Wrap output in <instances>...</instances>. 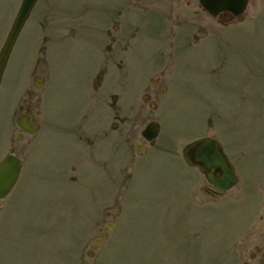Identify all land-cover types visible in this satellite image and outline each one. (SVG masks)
<instances>
[{
	"label": "rangeland",
	"instance_id": "rangeland-1",
	"mask_svg": "<svg viewBox=\"0 0 264 264\" xmlns=\"http://www.w3.org/2000/svg\"><path fill=\"white\" fill-rule=\"evenodd\" d=\"M21 1L0 0V50ZM118 1L39 0L17 40L0 86V160L14 148L23 167L17 186L0 201V264H264V0H251L248 17L230 28L228 57L213 65L217 75L204 71L210 56L203 43L211 42V22L222 24L199 0L188 6L156 0L159 13L173 19L164 24L166 43L142 34L143 20L133 21L129 79H144L150 88L159 74L148 73V54L157 44L162 50L177 42L171 28L186 40L175 47L176 60L167 67L172 74L166 70L161 79L166 94L155 110H137L145 117L138 121L128 115L129 148L136 151L141 130L155 120L163 149L130 163V174H109L127 160L124 148L111 158L119 132L112 123L123 122L122 114L112 116L111 99L104 101L118 83L112 72L121 75L122 68H105L103 90L90 95L99 69L90 40L109 26L94 23L105 14L95 3ZM44 56L51 85L41 87L33 80L47 75ZM141 89L127 88L125 99ZM26 111L37 120L33 135L16 123ZM108 127L111 134L95 139ZM89 130L93 149L81 138H89ZM202 136L223 144L240 177L233 189L210 186L182 159L184 145ZM109 222L113 228L97 246L94 239Z\"/></svg>",
	"mask_w": 264,
	"mask_h": 264
},
{
	"label": "flooded vegetation",
	"instance_id": "flooded-vegetation-1",
	"mask_svg": "<svg viewBox=\"0 0 264 264\" xmlns=\"http://www.w3.org/2000/svg\"><path fill=\"white\" fill-rule=\"evenodd\" d=\"M173 1L178 5H181L182 2H186L187 4L186 6L190 5L191 3V0H173ZM155 2L156 0H120L114 3L113 5H110L107 2L103 5L98 4V2L95 3V9L99 8V10L104 11L105 14H104V17L100 18L99 20H95L94 23L96 25L105 24V26L108 24L109 26L107 28L104 27L101 29L98 27L99 31H96L94 35L92 36V39L90 40L91 47H93V52H94L93 58H94L95 66L96 65L99 66V69L95 74V77L98 80L96 81L94 86L89 84L91 86L90 95L95 96L96 93L101 92L103 90L105 86V82L108 79L107 78L105 81L103 80L104 73L106 70L108 72L109 69H111L109 67L122 68L121 75H120L119 70L117 71V69L116 71L118 73H116L115 71L112 72L114 76L118 78V83L116 87L109 88L108 90H106L105 95H104V101L106 103V99L108 98L111 99V103H110L111 108L109 109L110 111L113 112L112 116L114 114H117V115L122 114L120 118H121V121L123 122V124L112 123L114 126L119 127V129H116L119 132L116 135H114L115 149L112 146L113 143L111 144V148L113 150L109 149L112 153L111 158L115 159L117 155L121 156L122 152L121 150H118V149L124 148L126 151L127 160L124 163L120 164L119 167H117V169L112 168L113 171H111L109 174H130L129 173L130 163H136L138 157L148 156L152 150H156V149L162 150L163 149V148H160L157 138L148 140L144 138V136L142 135L143 130L146 128V126L149 123L156 122L155 120H149L145 128L141 130L140 132L141 137L143 138V141H137L136 143L135 150L137 151V154H139L138 156H136L135 154L136 151L129 148L130 144H129V138L127 134V126H129V122H128L129 112L130 113L133 112L134 116L136 115L135 116L136 121H138L139 119H143L145 117L142 116V113L138 114L136 111L137 110H140L141 112L142 110L144 111L145 110L144 107L147 105H149L147 106L149 110H155V108L158 106L160 99L163 96H165L166 89L163 86L161 79L163 76L166 77V74H167L166 70H168L172 74V71L167 69V67L171 66L170 65L171 59L173 61L176 60L175 59L176 57L175 47L177 46V44L179 45L180 39L181 41L186 40V36L184 37V33L178 34L179 33L178 32L176 34L173 32V29L171 28V35L173 34V36L177 38V42L175 43L174 41H172L170 42V44H168L169 48L166 47L162 50L159 49L158 44H160L161 42L166 43V40H167L165 36L166 33L164 32H166L168 28L166 29L164 24L165 25L168 24V21L166 20H173V19H169V15H167L166 13H163V14L159 13L158 6ZM250 3H251V0H249V4L247 8L241 15H235L234 13L230 11H223L219 13V15H217L216 17H213V18H218L219 20H221V22H218V23L222 24V26H219L216 23L211 22L212 24L216 25V26H213L211 29H209L210 31L209 40H211V42L208 43V37H206L205 42L203 43L205 44L204 46L209 50L207 52H208V55L210 56V58H208L207 61L206 60L202 61V63L205 62V65H204L205 73L215 74L216 70L213 68L214 67L213 65L216 66L217 62L219 63L223 58L228 57V53L226 52V47H225L228 44V40H229L228 38L231 37V36H228V32L232 30L230 29L232 27L233 28L239 27L238 24L244 21L248 17L247 13H248V8L250 6ZM124 13H125V16L122 19L123 21L119 20L118 17H120ZM137 18L143 20L142 24L145 26L142 31L140 30L139 26L136 29L137 30L139 29V31H141L142 34L148 33L150 36H152L153 39L159 40L157 46L155 47L156 49H154L147 56V62L148 64H151V68L149 69L148 73L151 71L152 73L159 74L158 79L160 83L158 81H154L153 86L151 88L150 86L149 87L147 86V82H145L144 79L138 80V81L137 80L132 81L129 79V75H128V67H127L128 59L126 57V52L128 51L129 45L134 44L132 41L134 40L136 34L133 32L134 30H132L131 25L133 24V21ZM174 19H176V17ZM152 24L154 26L153 31L150 29V26ZM226 24H229L230 26L226 27L225 26ZM129 29L132 30L131 32L132 34L129 33ZM168 36L167 38L169 39L170 37ZM205 36L206 34L203 33L201 39H204ZM142 39L143 37L140 38L139 40L137 39L136 43L142 46L143 44ZM185 45H186V42H185ZM164 51H168L170 53H167L166 55ZM203 55L205 56V54ZM43 59H44V63L46 64V66L44 65L41 66V72L43 73L47 72V75L46 76H42V75L36 76L34 77V80H33L36 86H41V87H44L47 84H49V86L51 85V81L48 78V73L50 70L49 58L44 56ZM97 61L99 62V64H97ZM140 61H141V58L138 59V63ZM164 61H165L166 67L163 70H161V67L164 64ZM39 81H40V85H38ZM49 86L46 89H48ZM131 86H134V92H135V89L136 91L139 90V88L141 87L142 89L139 93H136L135 95L132 94V97L130 100L128 99L126 100L124 96V92L127 88ZM114 89L120 90L121 92L120 96L113 93ZM151 99H153L152 102L150 101ZM261 102H263L264 104V99ZM116 104H118V106H116ZM20 116H23L26 122L30 121V124L34 126L35 132H36L37 120L32 116V113L26 111L23 115H20ZM18 126L26 134L33 135L35 133V132L29 133L27 130H24L20 125ZM114 126L112 128H114ZM131 130H134L133 133L136 134L135 132L136 129L134 127H132ZM89 131L92 132V135H90L89 138H86V139L83 138L85 133L82 134L81 138L83 139L85 143L87 142L88 144H91L92 149L95 145L94 143L97 137H99L100 135L105 136V135L111 134L110 132L111 130L108 127L104 129L101 133H99L97 136H95V139H94L93 130H89ZM17 138L18 140H24L25 135L19 134ZM214 138L216 137L214 136ZM100 145L105 146L103 141H100ZM105 147L106 149H108L107 146ZM13 149L14 148H12L11 152L15 154ZM175 150H176V147H175ZM91 151H88V155ZM104 168H106V164ZM214 188H217L219 190L218 187H214ZM109 224L110 222L106 224V227ZM101 233H100V237H101Z\"/></svg>",
	"mask_w": 264,
	"mask_h": 264
},
{
	"label": "water",
	"instance_id": "water-1",
	"mask_svg": "<svg viewBox=\"0 0 264 264\" xmlns=\"http://www.w3.org/2000/svg\"><path fill=\"white\" fill-rule=\"evenodd\" d=\"M36 2L37 0H22L0 51V84L12 49ZM200 3L212 15H217L223 10L239 15L245 10L248 0H200ZM17 122L28 132L35 131L30 121L26 122L20 117ZM158 134L159 125L156 123H150L143 131L147 139H153ZM183 158L188 165L198 167L210 184L217 185L224 190L234 187L239 181L235 168L224 153L222 145L213 138L201 137L186 144L183 148ZM20 171L21 160L17 156L8 154L0 161V200H4L11 192L18 181ZM102 236H106V233L103 232ZM96 242L101 244L98 240ZM88 254L91 256L93 252H88Z\"/></svg>",
	"mask_w": 264,
	"mask_h": 264
}]
</instances>
